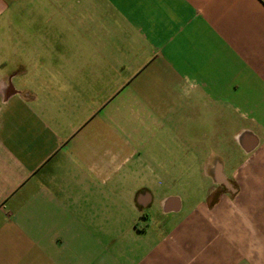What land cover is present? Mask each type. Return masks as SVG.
<instances>
[{
	"label": "crops",
	"instance_id": "1",
	"mask_svg": "<svg viewBox=\"0 0 264 264\" xmlns=\"http://www.w3.org/2000/svg\"><path fill=\"white\" fill-rule=\"evenodd\" d=\"M0 264H264V0H0Z\"/></svg>",
	"mask_w": 264,
	"mask_h": 264
}]
</instances>
